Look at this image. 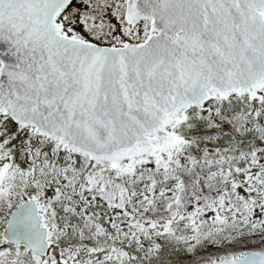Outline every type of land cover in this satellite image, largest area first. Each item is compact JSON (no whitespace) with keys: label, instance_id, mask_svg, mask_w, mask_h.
Returning a JSON list of instances; mask_svg holds the SVG:
<instances>
[{"label":"snow or ice","instance_id":"1","mask_svg":"<svg viewBox=\"0 0 264 264\" xmlns=\"http://www.w3.org/2000/svg\"><path fill=\"white\" fill-rule=\"evenodd\" d=\"M0 264H264V0H0Z\"/></svg>","mask_w":264,"mask_h":264}]
</instances>
